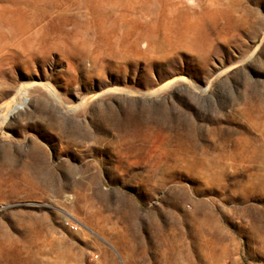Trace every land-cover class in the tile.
I'll list each match as a JSON object with an SVG mask.
<instances>
[{
	"label": "rangeland",
	"instance_id": "rangeland-1",
	"mask_svg": "<svg viewBox=\"0 0 264 264\" xmlns=\"http://www.w3.org/2000/svg\"><path fill=\"white\" fill-rule=\"evenodd\" d=\"M0 264H264V0H0Z\"/></svg>",
	"mask_w": 264,
	"mask_h": 264
},
{
	"label": "built area",
	"instance_id": "built-area-1",
	"mask_svg": "<svg viewBox=\"0 0 264 264\" xmlns=\"http://www.w3.org/2000/svg\"><path fill=\"white\" fill-rule=\"evenodd\" d=\"M65 226L72 232H78L81 229L80 225L76 222L67 221Z\"/></svg>",
	"mask_w": 264,
	"mask_h": 264
},
{
	"label": "bare ground",
	"instance_id": "bare-ground-1",
	"mask_svg": "<svg viewBox=\"0 0 264 264\" xmlns=\"http://www.w3.org/2000/svg\"><path fill=\"white\" fill-rule=\"evenodd\" d=\"M10 112V109L7 111V113H9Z\"/></svg>",
	"mask_w": 264,
	"mask_h": 264
}]
</instances>
